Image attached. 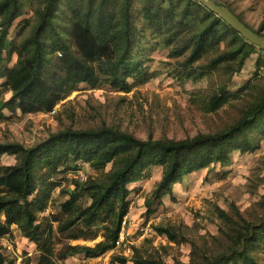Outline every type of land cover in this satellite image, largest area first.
<instances>
[{
	"label": "trees",
	"instance_id": "16d2710c",
	"mask_svg": "<svg viewBox=\"0 0 264 264\" xmlns=\"http://www.w3.org/2000/svg\"><path fill=\"white\" fill-rule=\"evenodd\" d=\"M209 1L235 13L230 6ZM28 5L33 12L30 17ZM22 17L11 37L15 22ZM253 31L264 36L261 30ZM71 36L76 50L69 43ZM15 47L18 62L10 69L3 61L11 59ZM163 48L171 57L183 59L176 70L180 79L198 82L216 72L225 75L223 84L199 102L206 112H216L231 99H245L242 117L214 133L180 140H144L103 125L61 129L30 147L20 142L0 143V158L11 155L18 160L0 165V239L17 226L36 244L40 253L37 264L113 252L130 212L131 183L148 176L154 167L163 168L154 199L147 200L148 212L153 213L154 201L172 194L174 184L185 176L214 164L229 165L235 152L256 151L264 135V83L259 82L264 73L256 71L254 79L234 93L228 90L233 76L260 47L198 0H0V80L7 79L6 88L12 92L8 100H0V120L7 118L5 109L23 115L53 112L81 83L93 89L110 85L129 93L158 76L146 62L152 60L155 50ZM56 55L62 57L63 65L51 69ZM262 66L260 59L257 70ZM83 164H89L97 177H68ZM61 180H68L69 185L63 191L68 199L60 204L59 216L40 217ZM231 208L229 212L215 207L220 235L212 236L213 249H203L173 227L154 228L171 242L191 244L194 264H261L264 195L248 216L234 204ZM54 232L68 241L101 240L94 245L58 248ZM111 262L127 264L128 259L113 253ZM134 263L167 264L143 256ZM0 264H7L1 253ZM25 264L32 263L28 260Z\"/></svg>",
	"mask_w": 264,
	"mask_h": 264
},
{
	"label": "rangeland",
	"instance_id": "374dc122",
	"mask_svg": "<svg viewBox=\"0 0 264 264\" xmlns=\"http://www.w3.org/2000/svg\"><path fill=\"white\" fill-rule=\"evenodd\" d=\"M217 4L230 6L253 30H261L264 34V0H212ZM28 17L33 15L30 6H26ZM23 19L19 18L12 30ZM69 43L76 50L75 40L69 37ZM17 48H13L10 60L4 64L12 69L18 62ZM258 48L229 83L228 90L236 92L254 79L256 71L264 73V66L257 70L258 61L264 62V52ZM7 57V53H3ZM152 60L146 62L151 72L158 76L145 84L124 92L118 88L104 85L93 89L81 83L78 90L66 100L59 103L53 112L30 113L23 115L20 111L3 110L7 118L0 120V143L20 142L30 147L46 139L51 133L65 128L93 129L103 125L115 127L132 133L140 139H185L200 133H214L234 124L243 115L245 99H231L216 112H206L199 99L208 98L226 80L220 72L207 76L198 82L179 78L178 61L170 56L168 49L155 50ZM63 59L56 55L52 68L61 67ZM262 77V76H261ZM264 77L259 82L264 83ZM7 79L0 80V100H8L12 92L5 85ZM7 87V88H6ZM17 158L3 155L0 165H13ZM110 166L107 168L109 170ZM163 168L154 167L151 173L140 181L131 183L132 194L130 212L126 217V225L122 230L120 245L113 252L96 258H87L84 254L56 260L57 264H112V255H124L127 264L134 262L139 256L149 260H162L167 264H194L191 244L171 242L167 236L155 230L156 225L170 226L183 234L189 241H194L203 249L214 242L212 236H219L220 220L215 207L231 212L234 204L245 216L252 210L261 196L264 195V135L260 138V147L254 152H235L231 163L226 166L214 164L185 176L174 184L172 194H164L155 200L149 213L147 200L154 199L153 193L161 180ZM97 177V173L89 164H83L76 174H68L69 178ZM62 176H57L61 178ZM61 186L53 192V198L44 215L60 214V204L68 199L63 191L69 185L68 180H61ZM87 203V200H86ZM57 226L55 223L54 227ZM56 246L61 248L67 244L94 245L101 240L68 241L54 232ZM0 253L7 259V264H25L29 260L37 264L40 253L35 243L25 237L24 233L13 226L12 233L0 239ZM196 259V258H195ZM264 264V253L258 254Z\"/></svg>",
	"mask_w": 264,
	"mask_h": 264
},
{
	"label": "water",
	"instance_id": "95a60500",
	"mask_svg": "<svg viewBox=\"0 0 264 264\" xmlns=\"http://www.w3.org/2000/svg\"><path fill=\"white\" fill-rule=\"evenodd\" d=\"M210 10L218 14L223 18L229 25L236 29L245 39H247L252 44L264 49V36L258 35L250 27L246 25L235 13H233L229 8L218 6L209 0H198Z\"/></svg>",
	"mask_w": 264,
	"mask_h": 264
},
{
	"label": "built area",
	"instance_id": "2783aa9c",
	"mask_svg": "<svg viewBox=\"0 0 264 264\" xmlns=\"http://www.w3.org/2000/svg\"><path fill=\"white\" fill-rule=\"evenodd\" d=\"M82 180H86L87 178L86 177H80ZM125 225H126V220L124 221V223H123V230H124V228H125ZM118 245H120V241L118 242Z\"/></svg>",
	"mask_w": 264,
	"mask_h": 264
}]
</instances>
